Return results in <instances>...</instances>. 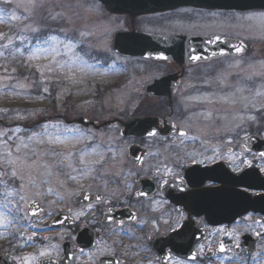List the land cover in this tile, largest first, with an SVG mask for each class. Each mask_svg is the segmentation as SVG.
I'll return each mask as SVG.
<instances>
[{
  "label": "flooded vegetation",
  "instance_id": "af4514ba",
  "mask_svg": "<svg viewBox=\"0 0 264 264\" xmlns=\"http://www.w3.org/2000/svg\"><path fill=\"white\" fill-rule=\"evenodd\" d=\"M89 1L100 4L97 0ZM257 13H264V10L225 11L191 6L134 17L111 14V22L114 24L110 47L112 57L106 58L102 55L95 57V53L88 56L92 60L88 65L107 69L109 80L107 83H91L89 93L83 96L82 101H98L106 95L112 100L116 94H122L123 100L127 102L125 111L111 119L155 116L159 118L160 128L163 129L150 130L155 131L156 135L149 136L148 133L142 134L140 129H131L129 134H123L119 123L104 129L69 125L68 121L81 116L91 118V114L78 113L77 109L69 106L68 97L65 95L61 100L60 111L52 110L48 118H57L65 123L64 128H76L82 134L110 131L111 153L108 175L75 176L70 174V167L58 166L60 175L47 177V182L42 178L36 181V184L42 185L39 188L43 192L25 203V209L28 212V206L34 200L43 209L40 219L48 217L37 227L36 232L40 235L33 237L35 241H43L41 236L46 232L59 233L56 240L61 245L60 253L52 257L64 258L66 251L74 249L81 238L87 243H92V246L77 252L68 264H116L115 261H111V257L119 258L121 264H132L141 254H144L141 255L143 261H148L151 256L153 264H160V256L155 251L154 244L157 240L183 229L172 230L180 212L188 217L196 216V212H199V216L189 228L205 232L206 240L198 246V251L203 245L199 260L206 261V264L219 257L213 255L208 258L205 254L210 252L209 249L216 250L220 242H224L228 247L242 242L245 233L240 235L238 241L230 239V235L227 234L245 218L241 215L228 222V208L234 206L232 198L192 197L188 192H181L179 187L173 186L176 181L167 175L164 169L167 167L180 171L185 179L190 181L193 176V166L188 159L190 153H204L211 156L215 150L224 155L230 151L242 154L246 134L252 137L247 143L253 152L264 151V130L226 129L218 121H212L210 117L205 118L203 114L211 111L210 95L217 88L219 78L224 72L223 68L218 67L222 60L250 58L247 66L258 69L260 56L264 58V48L263 52H259L258 57V52L255 51L257 58L255 57L254 37L230 34L224 29L205 28L203 18L213 16L216 19L228 15L251 16ZM127 32L139 34V39L141 36L171 38L173 50H199L203 47L189 39L212 36L239 39L247 44V49L237 56H223L210 61L192 63L124 57L116 51L115 39L118 33ZM136 41L138 39L134 42ZM164 49L166 48L163 47ZM113 57L121 59L122 62L115 63ZM242 76L241 72L237 74L241 91L244 85ZM257 98L256 93L250 99ZM52 99L57 101L51 96L48 101ZM55 106L57 107V104ZM214 106L219 109L218 104ZM73 112L78 116H71L70 113ZM194 114H197L195 118L192 117ZM165 126L170 129H165ZM80 133H72V135ZM181 133L186 135L181 136ZM67 134L68 132L64 131V140H67ZM62 152L68 151L63 149ZM70 152L74 153L71 157V165L79 167L81 162L77 151ZM182 158L187 166L178 169L177 161ZM196 167H199L201 172L208 171L202 166ZM210 168L225 169L226 165L210 164ZM72 176L76 179H71ZM164 179L169 183L163 184ZM49 183L52 184L51 192H49ZM72 183H80L81 186L75 189L70 186ZM189 187L191 188V184ZM140 192H145L147 195H138ZM228 199L232 202L229 207ZM194 200L195 211L190 210ZM109 208L112 209L111 212L108 211ZM79 212L85 215L77 217ZM249 215L256 216V220H264V215L261 213L251 211L247 214ZM181 223L187 225L188 220H183ZM221 229L223 231H220ZM257 231L264 233V229L261 228L253 230L251 234ZM212 232L221 233L222 236L218 234L212 237ZM260 237L262 243L264 235ZM166 251L172 258L179 259L172 254L170 247H167ZM146 252L148 254H145ZM172 262L169 260L168 264ZM37 264L42 263L37 261Z\"/></svg>",
  "mask_w": 264,
  "mask_h": 264
},
{
  "label": "rangeland",
  "instance_id": "374dc122",
  "mask_svg": "<svg viewBox=\"0 0 264 264\" xmlns=\"http://www.w3.org/2000/svg\"><path fill=\"white\" fill-rule=\"evenodd\" d=\"M260 14L251 16L228 15L224 18L219 16L216 19L213 16H208L203 18L204 27L212 30L224 29L230 34L254 37V52H258V57L259 52H263L264 48V18H261ZM12 15L19 17V19H11ZM249 17L252 18L249 19ZM29 26L30 28L38 27L41 32L33 33L30 28L25 30ZM113 29L114 24L111 22V15L95 1L10 0L9 3H5V0H0V34L13 40L14 43L9 46L10 48L19 46L21 49H27L30 44L37 43L36 37L38 35H55L64 43L71 39L72 43L76 45L73 50L69 51L64 47V43H57L54 46L58 49V54L51 51L41 52L32 61L28 60L29 52L26 50L23 55L16 53L13 57L9 55L8 50L0 48V51L4 52V55L0 56V132H8L9 136H12L11 130L16 127L24 130L18 134L21 136L33 131H40L42 123H38L32 128L31 126L42 117L47 118L52 112L50 110H52L53 105L57 104L55 108L59 112L61 100L65 98V95L68 97L69 106L77 109L80 114H91L92 119L104 121L120 113L123 114L127 102L123 100L122 94H116L112 100L106 95L98 101H82L83 96L89 93L88 89L91 83H107L109 80L107 69L88 65L90 61L88 56L93 55V53H95V57L102 55L107 58L113 55L110 50ZM21 37H25L26 40H21ZM0 44H7V39L0 40ZM77 58H82L86 63H82L81 59ZM249 59L227 58L222 60L218 66L223 68L224 72L219 78L217 88L211 92V111L203 112V114H205V118L210 117L212 121H218L226 129L264 130V58L260 56L258 69L255 67L251 69L247 66ZM113 60L115 63L122 62L116 57H113ZM65 62L68 63L65 68L61 69L59 65L65 64ZM37 65L40 67L38 68ZM49 67L52 69L51 71L48 70ZM240 72L243 75V91L240 90V82L237 79V74ZM20 85L24 87H20ZM44 87L48 88V92L42 91ZM256 93L258 98L251 100L250 98ZM50 96L57 101L49 102ZM216 104H218L219 109L214 106ZM33 112L36 113L35 116L30 115ZM70 115L78 116L75 112L70 113ZM196 115L194 114L192 117L195 118ZM200 115L202 117V114ZM45 122L57 124L58 128H49V134L53 137L59 136L64 140L63 129L66 125L63 121L49 119ZM66 138V141H70V143L65 148L63 146L57 147L56 151L76 150L78 157L81 155L84 157L83 161L79 159L81 162L79 167L71 165V175L81 177L108 175L109 155L111 153L110 131L84 133L83 135L68 133ZM2 139L6 138L0 137V140ZM13 140L15 141L14 136ZM15 143L18 141H10V147L14 153ZM49 147L47 144L37 146L32 143L29 150L35 148L37 152L43 153ZM6 150L0 147V152ZM20 155L23 156L24 152H21ZM32 159L36 158L29 159L27 163L32 164ZM59 159L61 158L53 159L41 156L38 164L30 170L31 174L25 170L24 184L26 188L21 194L25 195L26 200L21 202L19 212L16 211V201H19V195L13 194L8 197L9 200L13 201L10 205L12 212L7 214L12 223L8 224L0 220V253L6 255L12 264H37V261L46 257L40 255L41 251H47L48 256H55L60 253L61 245L56 240L59 233L46 232L45 235L41 236L43 241L26 239L27 236L38 237L40 234L36 232V229L40 226V222L48 217L37 220L24 215L26 212L25 203L43 192L39 188L42 185L36 184L38 178L47 182V177L60 175ZM41 162L51 165V168L46 171L40 166ZM85 164L87 165V174H82ZM30 180H34L35 184L27 186ZM19 185L20 182L17 181L12 188H18ZM48 185L51 189L52 184L49 183ZM70 186L76 189L81 184L72 183ZM3 201V188L0 186V213H5ZM18 217H23V219H17ZM250 217V219L245 217L243 222L233 227L236 236H230V239L238 241L241 234L261 229L253 223L257 217L252 215ZM218 234L220 237L222 236L221 233H211L212 237ZM30 255L35 256L36 259L30 262L24 260ZM141 255L135 258L132 264H153V257L149 256L148 261H143ZM180 261L182 264H206V261L202 260L195 262ZM209 264H264V240L259 246L258 253L253 257H247L244 252L236 254L232 248H229L228 253L212 260Z\"/></svg>",
  "mask_w": 264,
  "mask_h": 264
},
{
  "label": "snow or ice",
  "instance_id": "6c2138e0",
  "mask_svg": "<svg viewBox=\"0 0 264 264\" xmlns=\"http://www.w3.org/2000/svg\"><path fill=\"white\" fill-rule=\"evenodd\" d=\"M10 0H5V3H9ZM261 18H264V13L260 14ZM252 17H249L251 19ZM11 19L18 20L19 17L12 15ZM55 19V17H53ZM29 27H26L25 30H29ZM30 30L33 33H40L41 29L38 27L30 28ZM7 39V44H0V48L8 50V53L10 56H15L16 53H20L23 55V52L26 50L29 52L28 60L32 61L33 59L37 58V54L41 52H53L54 54H58V49L54 46L57 43H64L63 41L59 40L58 36L55 35H38L36 37L37 43L34 45H31L27 49H21L19 46L16 47H9L10 45H13V40L10 37H7L3 34H0V40ZM21 40H26L25 37H21ZM64 47L67 48L69 51L73 50L76 45L72 43V40L69 39L67 43H64ZM241 48H238L237 51H241ZM4 52L0 51V56H3ZM163 59H167V57H161ZM81 59L82 63H86V61H83ZM195 59H200V57H195ZM59 63V62H56ZM68 62H65V64H60V68H65L66 64ZM39 68L40 66L37 65ZM49 71L52 69L49 67ZM43 75V72L41 73ZM20 87H24L23 85H20ZM43 92H48V88L44 87L42 89ZM30 115L35 116L36 113H31ZM252 119H255V117H252ZM59 126L57 124H52L50 122H45L40 125V131H33L30 134H25L23 136L18 135L22 131H24L20 127H16L15 129H12V136H9L8 132H0V137H4L6 139L0 140V147H3L7 149L4 152H0V186L3 188V208L5 209V213H0V220L5 221L8 224L12 223V220L8 219V213L12 212V209L10 208V205L13 203V201L9 200L8 197L10 195L16 194L19 195V201H16V211H20V204L21 202H24L26 200L25 195L21 194L25 188L26 185L24 184L25 180V170L29 171V174H31L30 170L38 164L40 161V157H51L53 159L60 157L58 166H67L71 167V157L74 155L72 152H58L56 151L57 147L60 146H66L70 141L62 140L59 136H51L49 134V128L56 129ZM65 132L68 133H80L79 129L76 128H64ZM83 135L82 133H80ZM149 136H155V131H149ZM186 135V133H181V136ZM13 136L15 137V141H18V143H15V153L13 152L12 148L10 147V141L15 142L13 140ZM193 139H196V137H193ZM252 137L247 136L246 134V142L242 146V154H237L235 152L230 151L227 155L221 154L218 151H213V155L207 156L204 153H190L188 155V159L191 160L192 163V179L186 180L185 177L181 174L180 171L167 168L165 167L164 171L167 175L171 176L175 181L176 184L173 186L179 187V190L181 192H188L190 196L196 197V196H204V197H217V196H228L232 198L235 201H244L248 202L251 201L255 203L256 201H252L253 196H259L260 200L259 202L264 204V151H256L253 152L251 148L248 147L247 141L251 140ZM36 144L37 146L42 145H49L50 147L44 151L43 153H39L35 150V148H32L29 150L30 144ZM231 143V141H229ZM28 150V151H26ZM24 152V155L21 156L20 153ZM199 156L200 158H197ZM35 157L36 159H32V164H28L27 161L31 158ZM250 157V158H249ZM81 161L84 160V157L81 155L79 157ZM222 163L226 165L225 169H216V168H210V164H217ZM202 166L204 169H207L206 172H201L199 167L196 166ZM40 166H42L46 171H48L51 168V165L47 164L46 162H41ZM186 163L184 159L177 161V168L183 169L186 167ZM209 173H218L215 175L209 174ZM82 174H87V165L85 164L84 171ZM71 179H76V177L72 176ZM20 182V185L18 188H12V186L17 182ZM169 181L167 179L163 180V184H168ZM35 181L30 180L29 185H34ZM189 184H191V188L189 187ZM12 189V191H10ZM259 189L260 191H257ZM52 190L49 189V192ZM138 195H147L145 192H140ZM196 208V201H193V204L191 206L190 210L195 211ZM42 210V209H39ZM109 212L112 211L111 208L108 209ZM31 213L32 215L38 214V205H36V201H32L31 204L28 206V212H25L24 215H28ZM85 215L83 212L77 213V217ZM199 216V212H196V216L188 217L185 216L183 212H180L179 217L175 221V224L173 225L172 230L177 231L180 228H184L187 230L189 227H191L192 223L195 221V219ZM110 219V217H107ZM247 219H250V215L246 217ZM17 219H23V217H18ZM67 219V217H65ZM188 220V224H183L181 221ZM62 222V221H59ZM254 224L259 225L262 229H264V220H255L253 221ZM220 231H223L222 229ZM230 236L235 237L236 232L233 230L232 232L227 233ZM256 236H262L264 233L257 231L255 233ZM27 240H32V236H27ZM237 248H239V243L237 242L235 245ZM211 251V249H209ZM219 251L225 252L227 249L225 248V245L221 242L219 244ZM203 252V245L200 246L199 251H194L191 256L190 260L192 262H195L197 260L198 255L202 254ZM41 256H48L49 253L47 251H41ZM35 256H28L25 257L24 260L26 261H33L35 260ZM170 260L173 261V264H182V262L179 259H174L170 256Z\"/></svg>",
  "mask_w": 264,
  "mask_h": 264
},
{
  "label": "water",
  "instance_id": "95a60500",
  "mask_svg": "<svg viewBox=\"0 0 264 264\" xmlns=\"http://www.w3.org/2000/svg\"><path fill=\"white\" fill-rule=\"evenodd\" d=\"M106 8V10L112 14L138 16L142 14L157 13L166 10H172L183 6H195L209 9H221V10H240L249 11L253 9L264 10V0H99ZM134 32L118 33L115 39V49L118 53L124 56H141L144 58H152L156 60H172V61H183V62H205L226 55H240L246 51L247 47L245 43L233 40L230 38L221 37H210V38H191L194 44L202 46L199 50H188L184 49L173 50L171 38H158L154 36H141ZM136 39L138 41L134 42ZM129 41V42H127ZM163 47L166 48L163 50ZM241 48V51H237ZM200 59H195V57ZM161 57H167L163 59ZM120 121L123 134H129L131 129H140L142 134L148 133L150 130L159 129V119L157 117H136L129 118L127 120H109L103 123L97 121H91L88 118L81 117L73 122L84 125L85 127L94 126L98 129H102L108 125L116 124ZM168 129V128H166ZM228 199V207L232 202ZM260 198H252V201H235L233 200L234 206L228 208V222L235 220L241 215L247 214L249 211L261 212L264 214V204L259 202ZM236 202L238 203L236 205ZM38 205V214L32 215L31 217L38 218L42 212V209ZM205 232L197 229L184 228L176 233L171 234L166 239H160L155 243V250L159 253L161 258V264H167L170 255L167 253L166 248L170 247L172 252L178 257L186 260H190L191 254L196 251L198 245L205 240ZM79 239V245L77 248L66 251V255L61 260L47 257L42 263L43 264H68L74 254L84 250L85 248L91 247L92 243ZM243 243L239 245V248L234 246L235 252L240 253L242 247L244 248L248 256H253L258 251V244L260 237L246 234L243 236ZM81 241V242H80ZM224 244V242H222ZM225 245V244H224ZM227 249V247L225 246ZM227 252V251H225ZM219 248L216 250L217 254H223ZM213 251L207 253V256L213 255ZM198 258V257H197ZM112 262L120 264L119 259L111 258ZM0 264H10L8 258L0 254ZM114 264V263H112Z\"/></svg>",
  "mask_w": 264,
  "mask_h": 264
}]
</instances>
